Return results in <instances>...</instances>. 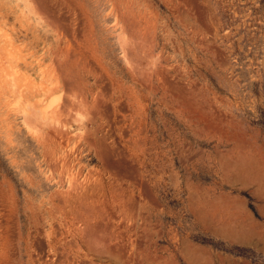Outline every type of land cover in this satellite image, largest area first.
<instances>
[{"label": "rangeland", "instance_id": "obj_1", "mask_svg": "<svg viewBox=\"0 0 264 264\" xmlns=\"http://www.w3.org/2000/svg\"><path fill=\"white\" fill-rule=\"evenodd\" d=\"M259 192L264 0H0V264H264Z\"/></svg>", "mask_w": 264, "mask_h": 264}, {"label": "bare ground", "instance_id": "obj_2", "mask_svg": "<svg viewBox=\"0 0 264 264\" xmlns=\"http://www.w3.org/2000/svg\"><path fill=\"white\" fill-rule=\"evenodd\" d=\"M160 72H162V71H160ZM245 138V137H244ZM240 141V140H239ZM243 143V142H242ZM244 144V143H243ZM245 147V146H244ZM247 147H248V145H247ZM252 147V146H251ZM254 151V150H253ZM250 152V151H249ZM263 159V158H262ZM255 160V159H254ZM250 165V164H249ZM243 168V166H241V169L239 170V172H238V175L239 174H246V173H244V170L242 169ZM232 171V170H231ZM257 172V171H256ZM235 173V172H234ZM262 174V173H261ZM243 176V175H242ZM253 177V176H252ZM238 178V177H237ZM259 178V177H258ZM257 178V179H258ZM246 179H247V176H246ZM254 179H256V178H254ZM259 181H260V179H258ZM247 181H249L248 179H247ZM252 181H253V179H252ZM240 182V181H239ZM244 183V182H243ZM259 184V183H258ZM258 188H259V185H258ZM255 193V192H254ZM253 193V194H254ZM261 192H259V194H260ZM255 195V194H254ZM260 195H264V194H260ZM262 197V196H261ZM199 208V207H198ZM200 209H203L202 207L200 208ZM194 214V213H193ZM197 214V213H196ZM195 214V215H196ZM202 214V213H201ZM198 215V214H197ZM218 216V215H217ZM197 217V216H196ZM214 217V216H213ZM200 218V217H199ZM215 219H216V217H215ZM220 219V218H219ZM201 220L203 221V223L208 227V228H211V230L214 232V233H216V234H218V236L220 235L221 237H225V238H228V239H236L237 241H239V242H248V241H250L251 239H252V236L254 235L253 234V232H252V230H249V229H246L245 228V226H243V225H241L240 223V225L241 226H237V225H230V224H222V225H218V226H212V227H210L209 225H211L209 222H208V218H207V216H202V218H201ZM228 220H229V218H228ZM218 221V220H217ZM212 222V221H211ZM235 222V221H234ZM213 223V222H212ZM220 223V222H219ZM236 223V222H235ZM221 224V223H220ZM243 224V223H242ZM209 232V231H208ZM256 239V238H255ZM189 261L191 262V264H200V263H198V261H197V257H194V256H189ZM203 264V263H202Z\"/></svg>", "mask_w": 264, "mask_h": 264}]
</instances>
